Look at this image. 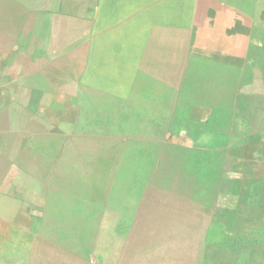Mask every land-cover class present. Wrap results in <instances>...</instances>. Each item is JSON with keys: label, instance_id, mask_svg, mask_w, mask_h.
I'll use <instances>...</instances> for the list:
<instances>
[{"label": "crops", "instance_id": "crops-1", "mask_svg": "<svg viewBox=\"0 0 264 264\" xmlns=\"http://www.w3.org/2000/svg\"><path fill=\"white\" fill-rule=\"evenodd\" d=\"M242 4L126 0V11L117 6L105 13L112 23L126 15L119 26L100 30L99 0H0V264L99 259L97 236H76L75 243L91 248L73 252L50 230L114 226L115 209L95 204L98 199L84 206L72 188L83 174L90 177L93 163L83 162L90 154L83 151V133L92 127H82V116H155L162 108L163 67L240 66L257 47ZM140 19L150 22L143 25L151 27L152 43L116 39ZM178 92L177 86L176 100ZM140 257L126 253V259Z\"/></svg>", "mask_w": 264, "mask_h": 264}, {"label": "rangeland", "instance_id": "rangeland-1", "mask_svg": "<svg viewBox=\"0 0 264 264\" xmlns=\"http://www.w3.org/2000/svg\"><path fill=\"white\" fill-rule=\"evenodd\" d=\"M242 3L257 47L240 66L163 67L155 116H82V127H92L83 133V151H90L83 162L93 163L90 177L72 188L84 206L98 199L115 209V221L98 229L52 227L66 251L86 253L91 244L75 243L76 236L98 237L97 261L67 264H264V0ZM117 6L126 11V0H99L100 30L119 26L126 15L112 23L105 14ZM142 20L116 39L152 43L143 25L150 22ZM133 252L141 260L126 259Z\"/></svg>", "mask_w": 264, "mask_h": 264}]
</instances>
